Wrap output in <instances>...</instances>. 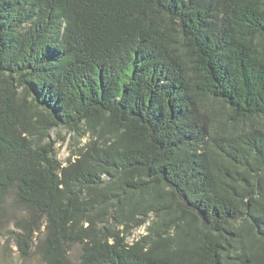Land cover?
Wrapping results in <instances>:
<instances>
[{
    "label": "trees",
    "instance_id": "obj_1",
    "mask_svg": "<svg viewBox=\"0 0 264 264\" xmlns=\"http://www.w3.org/2000/svg\"><path fill=\"white\" fill-rule=\"evenodd\" d=\"M11 192L44 264H264V0H0Z\"/></svg>",
    "mask_w": 264,
    "mask_h": 264
},
{
    "label": "rangeland",
    "instance_id": "obj_2",
    "mask_svg": "<svg viewBox=\"0 0 264 264\" xmlns=\"http://www.w3.org/2000/svg\"><path fill=\"white\" fill-rule=\"evenodd\" d=\"M88 137H75V134L61 128L55 129L49 138L57 152L58 160L64 165L69 159H74L78 150L82 148ZM102 228V226H99ZM124 227H120L122 232ZM46 220L43 217L34 221L26 215L24 208L19 206L15 195L11 192L0 214V264H44L43 257L39 250L40 240L44 237ZM30 233L33 237V245L29 248L30 254L25 256L19 249V237ZM146 228L134 229L128 237V243H133L145 235ZM21 243V241L19 242ZM68 253L73 262H77L82 253V245L79 243L70 244Z\"/></svg>",
    "mask_w": 264,
    "mask_h": 264
}]
</instances>
